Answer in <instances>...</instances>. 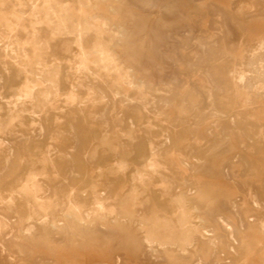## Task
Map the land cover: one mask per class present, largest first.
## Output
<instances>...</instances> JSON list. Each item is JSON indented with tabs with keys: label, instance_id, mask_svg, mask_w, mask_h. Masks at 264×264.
Segmentation results:
<instances>
[{
	"label": "rangeland",
	"instance_id": "rangeland-1",
	"mask_svg": "<svg viewBox=\"0 0 264 264\" xmlns=\"http://www.w3.org/2000/svg\"><path fill=\"white\" fill-rule=\"evenodd\" d=\"M147 5L0 0V264H264V0Z\"/></svg>",
	"mask_w": 264,
	"mask_h": 264
},
{
	"label": "bare ground",
	"instance_id": "bare-ground-1",
	"mask_svg": "<svg viewBox=\"0 0 264 264\" xmlns=\"http://www.w3.org/2000/svg\"><path fill=\"white\" fill-rule=\"evenodd\" d=\"M136 1V3L138 4V5H141L142 7H144L143 5H147V3H148V0H135ZM150 3V2H149ZM148 7H149V5H147ZM150 8V7H149ZM113 10H112V12L113 13H122L123 12V9H122V4H121V1H119V3L118 4H116V6H114L113 8H112ZM94 19H97V16L95 15L94 17H93ZM125 19H127V21L130 23L132 20L128 17V16H125V15H123L122 16V18L120 17V18H118L117 19V23H118V25H120V29H121V33H119V34H117L116 33V42H118V43H122V41H123V37L124 36H126V34L124 33V31L125 30H127V28L128 27H126V25H123V21L125 20ZM105 21V20H104ZM105 22H107V21H105ZM104 22V23H105ZM260 27V26H259ZM264 30V29H263ZM257 31V30H256ZM162 35L165 37V39H167V38H170V34L168 33H162ZM157 36H159L158 34H157ZM157 36H156V38H157ZM173 42V45H174V40L172 41ZM129 43V42H128ZM126 44V43H125ZM129 45V44H128ZM259 49L260 50H262V52L264 53V39H261L260 40V43H259ZM154 52V51H153ZM158 52L159 53H161V50H158ZM260 54V53H259ZM262 56H264V55H262ZM262 56H261V54L259 55V57H261L262 58ZM259 57H257V58H255V59H253L251 62H250V67L252 68L256 63H257V61L259 62ZM260 61H261V59H260ZM151 63V62H150ZM261 63H262V61H261ZM141 64V63H140ZM141 65H143V64H141ZM140 65V66H141ZM262 65H263V63H262ZM143 67V66H142ZM250 67H249V69H250ZM256 67V66H255ZM259 67H261V66H259ZM151 69V68H150ZM253 69H254V67H253ZM252 69V70H253ZM251 70V69H250ZM253 72V71H252ZM255 74V73H254ZM250 75H249V73H248V77H249ZM252 76H254V75H252ZM250 78V77H249ZM148 79H152L151 78V75H145V76H143V77H141V79H140V81H139V83L142 85V83H144L145 82V80H148ZM253 79V78H252ZM251 79V80H252ZM238 80H239V83H240V85H238V86H240V87H242L243 88V91L245 92L246 90H247V92H248V89L250 90V86H251V83L248 81V79H247V77L245 76V75H240L239 77H238ZM236 84V83H235ZM236 86V85H235ZM253 87H262V82L261 81H258L257 83H254V85H252ZM243 93V92H242ZM245 95L246 96H248L246 93H245ZM245 96V99H247L248 97H246ZM197 126H199V125H195L194 127H193V129L190 131L191 133H192V135L195 133V131H197L198 130V127ZM168 142V141H167ZM244 144V143H243ZM151 153H152V156H154V158H157V156H158V152L153 148H151ZM199 160V159H198ZM182 161V160H181ZM247 204V203H246ZM212 216V215H211ZM215 218H218V216L216 215V216H214ZM65 218L66 219H71V218H73V216H72V214L71 213H65ZM47 221H48V218L46 217V218H42V220H41V226L43 227V228H46V226H48V227H50V231L54 234V233H60L61 235L62 234H67L68 232H70L72 229L71 228H69V227H63V228H61L59 225H57L56 223H52L51 225L49 224V225H47ZM243 226V225H242ZM31 230L32 229H29V231H27V233L29 234V233H31ZM193 230H194V232H195V229L193 228ZM113 231V227L112 228H107L106 229V232H108V233H110V232H112ZM162 232V231H161ZM197 235V234H196ZM57 236V235H56ZM156 236V235H155ZM60 237H62V239H63V236H60ZM65 237V236H64ZM59 239H61V238H59ZM202 239L205 241V243H208L209 242V240L208 239H206V238H204V237H202ZM148 242H150V241H148ZM169 242V241H168ZM177 243V242H176ZM175 243V244H176ZM165 244V243H164ZM168 244V243H167ZM179 247V246H178ZM181 251L182 252H185V249L183 248V249H181ZM177 257V256H176ZM181 258V257H180Z\"/></svg>",
	"mask_w": 264,
	"mask_h": 264
}]
</instances>
